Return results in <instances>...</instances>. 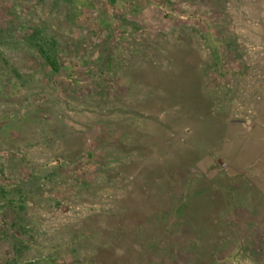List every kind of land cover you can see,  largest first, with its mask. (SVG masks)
<instances>
[{"label":"rangeland","instance_id":"374dc122","mask_svg":"<svg viewBox=\"0 0 264 264\" xmlns=\"http://www.w3.org/2000/svg\"><path fill=\"white\" fill-rule=\"evenodd\" d=\"M0 264H264V0H0Z\"/></svg>","mask_w":264,"mask_h":264},{"label":"trees","instance_id":"16d2710c","mask_svg":"<svg viewBox=\"0 0 264 264\" xmlns=\"http://www.w3.org/2000/svg\"><path fill=\"white\" fill-rule=\"evenodd\" d=\"M41 53L43 55V57L45 58V60L49 61L52 66H55L56 67V64L54 63V59L52 58L53 56L49 53V51L47 49H45L44 47H41ZM108 239L105 240V239H102V240H99V239H96L95 241L91 242L92 245H95V246H100L101 248H105V245H108ZM105 244V245H103Z\"/></svg>","mask_w":264,"mask_h":264}]
</instances>
